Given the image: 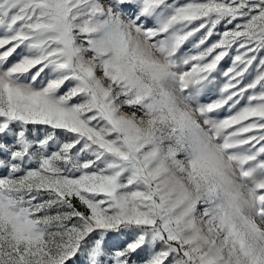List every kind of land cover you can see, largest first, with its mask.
I'll return each mask as SVG.
<instances>
[{"label":"snow or ice","instance_id":"1","mask_svg":"<svg viewBox=\"0 0 264 264\" xmlns=\"http://www.w3.org/2000/svg\"><path fill=\"white\" fill-rule=\"evenodd\" d=\"M0 264H264V0H0Z\"/></svg>","mask_w":264,"mask_h":264},{"label":"rangeland","instance_id":"2","mask_svg":"<svg viewBox=\"0 0 264 264\" xmlns=\"http://www.w3.org/2000/svg\"><path fill=\"white\" fill-rule=\"evenodd\" d=\"M182 112H187L188 114H191V109L186 107L183 102H181L179 109L175 113L176 119L168 118L164 123H158L155 126L154 134L159 141H168L170 139H174L171 130L178 127L177 120L179 119V116ZM124 115L127 117L134 118L136 123L142 129H148L150 127L147 117L136 116L132 112H125ZM166 147L167 146L164 144L161 145L162 151L160 154V158L162 162L164 161V157L166 155ZM181 159L184 162V166L186 169L185 172L180 173L176 171L175 166L171 164V162H168V166L176 172L177 177L184 182L189 191H195L196 187L198 185L202 186L204 181L202 179L195 178L189 175V173L191 172L189 161L184 156H181Z\"/></svg>","mask_w":264,"mask_h":264}]
</instances>
